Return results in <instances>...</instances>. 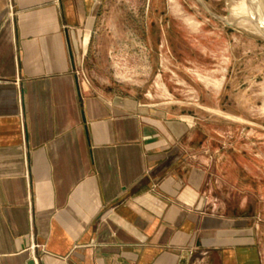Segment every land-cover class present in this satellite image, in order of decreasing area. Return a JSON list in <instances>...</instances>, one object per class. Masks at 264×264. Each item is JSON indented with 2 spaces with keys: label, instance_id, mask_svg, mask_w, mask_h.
Here are the masks:
<instances>
[{
  "label": "crops",
  "instance_id": "1",
  "mask_svg": "<svg viewBox=\"0 0 264 264\" xmlns=\"http://www.w3.org/2000/svg\"><path fill=\"white\" fill-rule=\"evenodd\" d=\"M95 4L0 0V264H264V204L212 200L191 121L88 65Z\"/></svg>",
  "mask_w": 264,
  "mask_h": 264
},
{
  "label": "rangeland",
  "instance_id": "2",
  "mask_svg": "<svg viewBox=\"0 0 264 264\" xmlns=\"http://www.w3.org/2000/svg\"><path fill=\"white\" fill-rule=\"evenodd\" d=\"M95 2L88 65L105 72L116 93L191 121L212 200L246 196L261 207L264 34L248 17L264 20V0Z\"/></svg>",
  "mask_w": 264,
  "mask_h": 264
},
{
  "label": "bare ground",
  "instance_id": "3",
  "mask_svg": "<svg viewBox=\"0 0 264 264\" xmlns=\"http://www.w3.org/2000/svg\"><path fill=\"white\" fill-rule=\"evenodd\" d=\"M231 12V11H230ZM249 19V23H255L254 25L256 26V28L262 33L264 34V20H262V17H258V19H256L254 17V21L252 20L253 18L252 17H248Z\"/></svg>",
  "mask_w": 264,
  "mask_h": 264
}]
</instances>
